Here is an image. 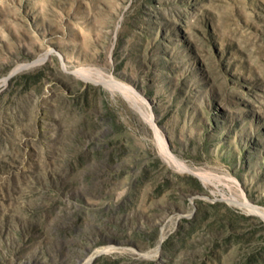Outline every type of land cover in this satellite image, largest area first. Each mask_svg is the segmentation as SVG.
<instances>
[{"label":"rangeland","instance_id":"rangeland-1","mask_svg":"<svg viewBox=\"0 0 264 264\" xmlns=\"http://www.w3.org/2000/svg\"><path fill=\"white\" fill-rule=\"evenodd\" d=\"M0 264H264V0H0Z\"/></svg>","mask_w":264,"mask_h":264}]
</instances>
